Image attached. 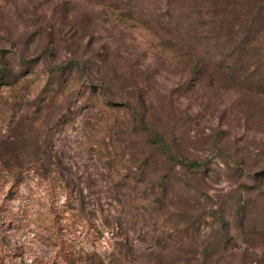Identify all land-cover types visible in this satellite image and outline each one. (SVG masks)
<instances>
[{
    "label": "rangeland",
    "instance_id": "obj_1",
    "mask_svg": "<svg viewBox=\"0 0 264 264\" xmlns=\"http://www.w3.org/2000/svg\"><path fill=\"white\" fill-rule=\"evenodd\" d=\"M255 2L0 0V264H203L209 212L246 180L230 168L264 174ZM130 103L207 175L150 148ZM251 195L249 231L264 219ZM255 239L254 260L204 264H264Z\"/></svg>",
    "mask_w": 264,
    "mask_h": 264
},
{
    "label": "trees",
    "instance_id": "obj_2",
    "mask_svg": "<svg viewBox=\"0 0 264 264\" xmlns=\"http://www.w3.org/2000/svg\"><path fill=\"white\" fill-rule=\"evenodd\" d=\"M253 5L258 10H264V0H259V3L255 2ZM91 44L92 43L87 42L83 48L87 50L90 48ZM72 62L74 67L76 66L80 72L83 71L88 63L80 57L73 59ZM4 75L5 70L3 68L0 71V81L3 80ZM110 104L112 103L110 102ZM129 105V108L133 109V112L136 114V127L146 133V143L150 148L158 151V153L161 156H164V158L170 162L174 168L178 166L179 169L190 172L193 177H200V179H203L205 174L207 175L209 169L205 161L190 159L185 157L183 154L174 151L176 142L174 140L169 141L163 131L152 127L146 119L147 117L144 110L137 108L131 103ZM230 169L236 176L245 177L246 180L240 181L234 192L224 194L221 205L211 209L209 212L208 216L218 225V234L216 235L215 240L203 249V264L216 252H220V254L224 255V257L232 258L236 256L242 261L246 259L254 260L253 255L255 254L254 252H251L250 249L254 247V240H258L255 239V236L262 237L264 235L260 232L261 229L264 230V219L258 226L254 227L252 231H249L247 228L251 214L250 209L254 203V199L251 194L253 192L264 194V189L262 187L264 178L263 172L260 171L259 173H252L251 170L247 169L241 161H236L234 166ZM167 177L168 175H163L161 180L164 182ZM226 210L228 212H232V221L225 218L224 213ZM232 223L235 224L233 229L236 230L237 236H242L243 238L242 242L244 244V248L242 251H237L235 237L231 233ZM258 260L264 261V253L258 258Z\"/></svg>",
    "mask_w": 264,
    "mask_h": 264
}]
</instances>
